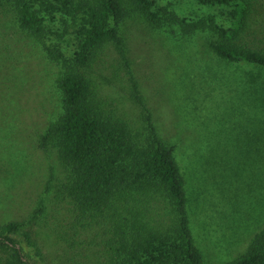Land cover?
Returning a JSON list of instances; mask_svg holds the SVG:
<instances>
[{
    "label": "rangeland",
    "instance_id": "obj_1",
    "mask_svg": "<svg viewBox=\"0 0 264 264\" xmlns=\"http://www.w3.org/2000/svg\"><path fill=\"white\" fill-rule=\"evenodd\" d=\"M204 1L154 0L186 20L211 14L225 26L234 21L232 4ZM248 7L243 40L264 47V0ZM75 23L68 18L51 25L59 28L67 52L74 46ZM119 30L159 136L174 146L202 264H227L264 229V67L221 59L208 45L207 31L185 34L176 24L154 26L140 15L126 17ZM17 43L13 38L5 47L0 33V98L10 112L0 118V223H27L24 228L42 249L38 264H103L102 249L88 242L92 234L69 222L62 163L52 150L36 146L35 135L53 112L56 68L35 52L20 57L27 51ZM91 73L112 107L128 121L140 120L126 67L111 45ZM39 207L42 212L28 223ZM165 212L160 206L153 219L167 221Z\"/></svg>",
    "mask_w": 264,
    "mask_h": 264
},
{
    "label": "trees",
    "instance_id": "obj_2",
    "mask_svg": "<svg viewBox=\"0 0 264 264\" xmlns=\"http://www.w3.org/2000/svg\"><path fill=\"white\" fill-rule=\"evenodd\" d=\"M251 1L211 0L234 6V21L225 26L211 14L186 20L154 0H0L5 47L17 39L19 49L27 51H21L20 57L35 52L56 68L49 99L52 103L54 99L53 112L36 133V146L52 150L62 163L65 178L60 188L69 222L92 234L88 242L102 249L103 264H202L189 227V199L174 146L159 136L134 80L120 22L140 15L154 26L176 24L185 34L207 31L208 45L221 59L264 67V47L242 37ZM68 18L78 21L70 52L59 28H51ZM107 45L124 62L140 120L128 121L112 107L92 76ZM0 101V118L7 119L8 101ZM160 206L166 208L167 221L153 219ZM42 210L36 209L27 222L37 219ZM26 225L18 220L0 223V264L42 260V249ZM227 264H264V229L245 253Z\"/></svg>",
    "mask_w": 264,
    "mask_h": 264
}]
</instances>
